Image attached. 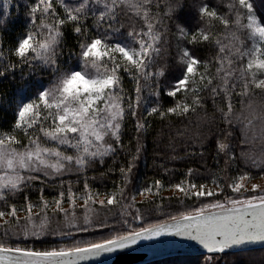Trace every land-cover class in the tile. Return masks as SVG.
<instances>
[{
  "label": "snow or ice",
  "instance_id": "1",
  "mask_svg": "<svg viewBox=\"0 0 264 264\" xmlns=\"http://www.w3.org/2000/svg\"><path fill=\"white\" fill-rule=\"evenodd\" d=\"M226 9L210 0H24L26 23L12 38L21 5L3 0L0 80L19 87L12 98L0 92L12 114L0 126V264H85L161 236L194 241L203 264H217L220 254L264 244V186L251 183L252 169L264 179V4L228 0ZM150 118L168 128L166 139L153 137L165 149L154 157L211 155L216 174L197 182L189 167L178 181L132 189ZM98 177L112 187H96ZM162 191L180 193L184 208L151 222L146 212L163 209ZM146 194L160 199L141 208ZM114 210L122 229L84 238L109 228L102 217ZM49 237L56 247L28 246Z\"/></svg>",
  "mask_w": 264,
  "mask_h": 264
},
{
  "label": "trees",
  "instance_id": "2",
  "mask_svg": "<svg viewBox=\"0 0 264 264\" xmlns=\"http://www.w3.org/2000/svg\"><path fill=\"white\" fill-rule=\"evenodd\" d=\"M16 3L21 5V14L16 15L14 10L12 12L11 18L9 20V34L10 37L14 38L18 35L21 31H23L26 18L23 16V6L24 0H15ZM211 3L217 4L222 12H226V4L228 0H210ZM258 4H264V0H257ZM0 19H3V0H0ZM217 31L221 29L217 26ZM68 44L71 47L74 43L72 34L69 32L68 36ZM178 74V73H176ZM126 86L130 89L132 85L126 82ZM19 85H13L8 81L0 80V92H6L7 95L12 98L16 95V90ZM162 102L165 105L170 104V99L167 97L162 98ZM143 110V109H142ZM12 114L11 111L8 110L7 105L0 106V126H7V121L11 120ZM152 119L153 127L150 130V136L148 140V150L147 154L141 159L139 162L138 168L135 170V174L133 177V184L130 186L132 189H140L145 187L146 185L151 184L154 178H162L165 184L169 182L178 181L184 174L185 170L189 167L196 169L197 172L194 173V179L197 182H207L210 178L216 174V170L214 168V161L211 158V155H206L204 159L195 158V159H185L183 161H176V162H169L167 159V155H163L160 157H154V151L165 152L163 146L159 148L153 147V137L157 139L165 138L166 133L168 131L167 125L154 118ZM195 120V117H193ZM134 129L131 120L127 122V132H126V141L127 139H131L133 136ZM134 145V141H133ZM163 159L169 169L171 171L164 175L161 169L154 165L153 160ZM234 171V170H230ZM255 177H260L262 174L259 170L252 169L251 170ZM220 176H223V173H219ZM65 179H71L73 181L76 180V177H65ZM75 186V185H74ZM95 186L100 188L101 190L104 189L105 186L108 188L112 187L111 179L105 180L103 183L100 182L99 177L95 182ZM166 191L161 192V197H163V209H160L156 206H151V210L146 212L147 219L151 222H156L158 220H162L166 218L167 213H177L180 210H183L184 205L180 204L177 200L181 194L178 195H166ZM44 195L46 198L51 199L52 196L55 195V190L46 188ZM148 195L147 200L137 201L136 203L141 208H148L149 206L146 205V201H159V197L155 195ZM38 194L35 191L31 192V199L35 202L37 200ZM193 201H185L186 205H191ZM64 207L68 209L70 206L65 204ZM77 210L82 211L80 204L77 205ZM34 211L39 212V209H35ZM163 213V214H161ZM105 218L110 225L109 228H105L103 230H98L96 232L85 234L84 238L86 239H101L105 236H109L113 234V229H122L123 225L121 224V217L118 216L117 211H113L107 215ZM49 243L41 244L39 242L35 244H29V247H35L37 249L47 248V247H56L57 244L60 242L59 238L49 237ZM205 256H198V257H176V258H169L162 261H158L151 264H203L205 260ZM239 259L241 264H249V262H253V264H261L264 261V249L252 250V251H245V252H238V253H227L223 255L217 256V264H231L232 261Z\"/></svg>",
  "mask_w": 264,
  "mask_h": 264
},
{
  "label": "water",
  "instance_id": "3",
  "mask_svg": "<svg viewBox=\"0 0 264 264\" xmlns=\"http://www.w3.org/2000/svg\"><path fill=\"white\" fill-rule=\"evenodd\" d=\"M258 249H264V244L257 243L248 245L244 249L232 250L227 253H238ZM205 255L206 250L194 241H188L175 236H161L153 240H142L128 249L103 254L100 257L86 261L85 264H151L169 258L198 257Z\"/></svg>",
  "mask_w": 264,
  "mask_h": 264
},
{
  "label": "rangeland",
  "instance_id": "4",
  "mask_svg": "<svg viewBox=\"0 0 264 264\" xmlns=\"http://www.w3.org/2000/svg\"><path fill=\"white\" fill-rule=\"evenodd\" d=\"M71 2L72 3H76L77 2V0H71ZM261 177V176H260ZM260 177H256L255 179H253L252 181H251V183H257V184H260V185H262V186H264V179H262V178H260ZM246 183H248L247 181H246ZM215 190V189H214ZM166 195H178V193L177 192H175V191H166V193H165ZM147 199H149L148 198V195L146 194L145 196H137V201H142V200H147ZM36 212V211H35ZM22 215V217H23V214H21Z\"/></svg>",
  "mask_w": 264,
  "mask_h": 264
}]
</instances>
